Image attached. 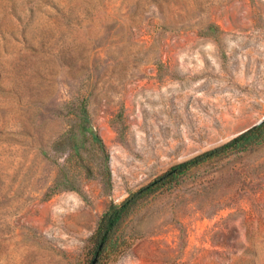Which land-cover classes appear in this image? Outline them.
<instances>
[{"label": "rangeland", "instance_id": "1", "mask_svg": "<svg viewBox=\"0 0 264 264\" xmlns=\"http://www.w3.org/2000/svg\"><path fill=\"white\" fill-rule=\"evenodd\" d=\"M87 137L71 151L78 106ZM264 117V0H0V264H90L111 202ZM106 264H264V142L187 170Z\"/></svg>", "mask_w": 264, "mask_h": 264}, {"label": "trees", "instance_id": "2", "mask_svg": "<svg viewBox=\"0 0 264 264\" xmlns=\"http://www.w3.org/2000/svg\"><path fill=\"white\" fill-rule=\"evenodd\" d=\"M76 131L69 137L71 151L80 156L85 138L104 153V183L111 187V170L109 154L103 138L97 130L90 125V112L86 102L78 106L76 112ZM264 142V119L244 129L228 141L203 151L194 157L181 162L168 171L158 176L148 184L131 191L121 202H111L98 219L95 231L88 240V246L94 257L101 242L103 243L97 264H106L117 254L122 253L128 246L127 239L117 235L122 221L128 217L139 203L150 194L168 184H172L182 174L192 167L199 166L213 159H219L227 155L246 151Z\"/></svg>", "mask_w": 264, "mask_h": 264}, {"label": "water", "instance_id": "3", "mask_svg": "<svg viewBox=\"0 0 264 264\" xmlns=\"http://www.w3.org/2000/svg\"><path fill=\"white\" fill-rule=\"evenodd\" d=\"M262 119H264V117H263ZM262 119H260L258 122H260ZM102 245H103V243L101 242V244L99 245L97 251L95 252V255H94V257L92 258L90 264H97L98 259H99V255H100V251H101V249H102Z\"/></svg>", "mask_w": 264, "mask_h": 264}]
</instances>
